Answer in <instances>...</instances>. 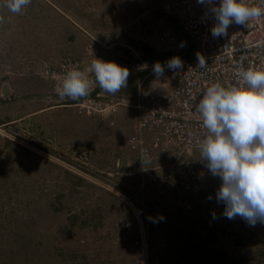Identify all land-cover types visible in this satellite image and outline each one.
<instances>
[{
    "label": "rangeland",
    "instance_id": "1",
    "mask_svg": "<svg viewBox=\"0 0 264 264\" xmlns=\"http://www.w3.org/2000/svg\"><path fill=\"white\" fill-rule=\"evenodd\" d=\"M0 17V264H264V224L223 215L221 181L201 160L179 186L188 200L174 195L170 211L144 202L167 203L145 191L151 171L136 173V153L124 158L130 176L114 174L126 126L105 108L130 91L132 70L178 51L154 40L162 25L181 49L193 45L159 0H31L19 14L0 6ZM95 58L126 66L127 87L109 94L90 76L88 96L61 100L66 73Z\"/></svg>",
    "mask_w": 264,
    "mask_h": 264
},
{
    "label": "built area",
    "instance_id": "2",
    "mask_svg": "<svg viewBox=\"0 0 264 264\" xmlns=\"http://www.w3.org/2000/svg\"><path fill=\"white\" fill-rule=\"evenodd\" d=\"M216 2L218 4L219 0ZM249 2L250 5L264 7L260 0ZM159 3L165 15L176 20L181 32L205 57V65H198L197 56H179L183 61L182 69L174 72L165 68L160 78L154 75L153 70L150 71L137 79L131 98L116 97L105 111L133 110L131 129L125 143L137 155L136 173L141 176L151 171L149 182L160 193L174 178L184 189H188L191 180L198 178L193 170L197 160L190 159V156L194 151H200L199 141L207 131L196 111L204 89L215 83L224 87L235 86L238 67L244 70L264 69V16L250 19L246 27L232 24L226 37L214 38L211 28L215 20L197 0H159ZM154 36L157 44L171 45L172 51L181 47V41L163 25ZM149 74H152L151 78H148ZM77 105L87 106L89 101L83 100ZM147 160L153 165L146 169L143 162ZM124 164L130 166L128 161ZM119 165L120 161H115V167Z\"/></svg>",
    "mask_w": 264,
    "mask_h": 264
},
{
    "label": "clouds",
    "instance_id": "3",
    "mask_svg": "<svg viewBox=\"0 0 264 264\" xmlns=\"http://www.w3.org/2000/svg\"><path fill=\"white\" fill-rule=\"evenodd\" d=\"M30 3L31 0H0V6L14 14L21 13ZM197 3L205 6L215 20L211 28L214 38L226 37L232 24L246 27L250 19L264 16V7L250 5L249 0H219L218 4L216 0H197ZM260 3L264 4V0ZM197 59L198 65L203 67L205 57L197 53ZM152 67L154 75L160 78L165 68L174 72L182 69L183 61L179 56H173L164 64L156 62ZM137 70L131 71L135 86L137 79L147 74L138 75ZM235 74L238 77L235 86L224 87L220 83L208 86L196 105L207 130L199 141V159L211 175L221 181L216 200L225 206L223 215L230 220L240 217L255 226L257 222L264 224V69L238 67ZM129 75L126 66L95 58L84 70L73 68L68 71L55 91L61 100L86 97L91 90L90 76H94L103 91L116 94L127 87ZM120 165L113 166V171L121 174ZM133 210L135 215H140L134 206ZM160 219L164 218L161 216ZM137 225L133 230L144 241L143 226Z\"/></svg>",
    "mask_w": 264,
    "mask_h": 264
},
{
    "label": "crops",
    "instance_id": "4",
    "mask_svg": "<svg viewBox=\"0 0 264 264\" xmlns=\"http://www.w3.org/2000/svg\"><path fill=\"white\" fill-rule=\"evenodd\" d=\"M131 77V79H133L132 80V88L130 89V91L125 95L124 93H120L121 95H124V96H127V97H132L133 96V91H134V88H135V77L134 76H130ZM117 113V120L116 121H114V119H112L114 122H115V125L117 124V125H119L118 123H121V122H123L124 124H125V126H126V131L124 132V135L122 136V138H120L121 140H119L120 142H123L124 143V145H123V143H122V150H121V153L124 155L123 157L122 156H120L119 158H120V163H121V170H122V172H121V174L120 175H127V176H130V174H131V172L132 171H130L131 170V166H125V164H124V158H125V156H133L134 155V153L131 151V149H129L127 146H126V144H125V138H126V136H127V134H128V132H129V128H130V125H131V122H132V119H133V116H134V113H133V110H131V109H126V110H123L122 111V109H119L118 110V112H116ZM115 113V114H116ZM144 136L147 138V134H144ZM125 137V138H124ZM148 137H149V135H148ZM133 154V155H132ZM122 157V158H121ZM199 157H200V151H194L192 154H191V156H190V159H193V160H200L199 159ZM149 163V162H148ZM152 163V162H151ZM150 163V164H151ZM149 164V165H150ZM123 166H124V168H123ZM194 167V169L195 168H198V166H193ZM197 170V169H196ZM198 170H199V168H198ZM130 171V172H129ZM133 176H135L134 174H132ZM127 176H123V177H127ZM134 179V181H136V179L135 178H133ZM135 183H137V182H135ZM146 183H148V185L145 187V191L146 192H149L150 193V195H151V192L153 191V186H152V184L150 183V182H146ZM181 187V185H180V183H179V180L177 179V178H174V179H172L169 183H168V185H166V187H165V190H164V194H163V196H162V201L161 202H164V201H166L167 203H165V204H161L160 202L159 203H157V202H155L154 201V198L152 197V198H150V201H144V202H146V203H148L149 205L148 206H150V208L151 209H153V210H160V211H166V210H174V204L172 205V203H170L171 201H173V196L174 195H180V199L181 200H188L186 197V193L187 192H182L181 190H180V187ZM148 194V193H147ZM149 195V194H148ZM142 204L141 203H139V201H135V200H133V206L135 207V206H137V207H139V208H142V206H141ZM136 208V207H135ZM183 210V209H182ZM159 211V212H160ZM185 211V210H184Z\"/></svg>",
    "mask_w": 264,
    "mask_h": 264
},
{
    "label": "trees",
    "instance_id": "5",
    "mask_svg": "<svg viewBox=\"0 0 264 264\" xmlns=\"http://www.w3.org/2000/svg\"><path fill=\"white\" fill-rule=\"evenodd\" d=\"M181 44H183V46H184V42L182 41V43ZM187 45H188V47L187 48H183V49H181V47L178 49V51L176 52V53H174V55L173 56H183V57H186V58H193V57H196L197 56V53H198V51H197V49L195 48V46H193V45H191V44H189V43H186ZM181 49V50H180ZM173 56H171L170 58H172ZM169 58V59H170ZM168 59V60H169ZM164 62H166L165 60H163V61H161L160 63L161 64H163ZM154 60L152 61V65H154Z\"/></svg>",
    "mask_w": 264,
    "mask_h": 264
},
{
    "label": "water",
    "instance_id": "6",
    "mask_svg": "<svg viewBox=\"0 0 264 264\" xmlns=\"http://www.w3.org/2000/svg\"><path fill=\"white\" fill-rule=\"evenodd\" d=\"M176 25H178V24H176ZM179 32H180L179 37L185 39L186 38L185 34L183 32H181L180 29H179ZM2 90L4 93H6V86H2Z\"/></svg>",
    "mask_w": 264,
    "mask_h": 264
}]
</instances>
